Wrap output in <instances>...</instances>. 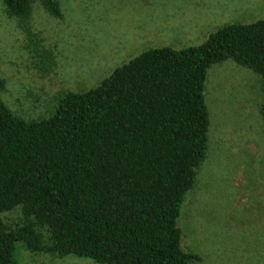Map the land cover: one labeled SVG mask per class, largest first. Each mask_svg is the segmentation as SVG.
Wrapping results in <instances>:
<instances>
[{
    "label": "trees",
    "instance_id": "1",
    "mask_svg": "<svg viewBox=\"0 0 264 264\" xmlns=\"http://www.w3.org/2000/svg\"><path fill=\"white\" fill-rule=\"evenodd\" d=\"M36 2L63 16L60 0H4L31 38ZM33 44L51 69V51ZM226 60L259 74L264 96V18L148 48L97 86L61 93L48 117L26 119L0 99V264H21L18 242L99 264L201 260L184 248L181 218L210 140L209 70ZM18 205L25 220L12 228L1 213Z\"/></svg>",
    "mask_w": 264,
    "mask_h": 264
},
{
    "label": "rangeland",
    "instance_id": "2",
    "mask_svg": "<svg viewBox=\"0 0 264 264\" xmlns=\"http://www.w3.org/2000/svg\"><path fill=\"white\" fill-rule=\"evenodd\" d=\"M63 16L36 2L29 26L0 0L2 99L26 119L51 115L65 91L84 92L144 50L203 42L236 21L264 18V0H60ZM51 51L49 70L33 41ZM210 108L207 155L183 207L184 248L191 264H264V102L261 76L232 60L214 64L207 79ZM12 228L25 220L22 205L1 213ZM49 241L47 228L38 227ZM21 264H99L17 244Z\"/></svg>",
    "mask_w": 264,
    "mask_h": 264
}]
</instances>
